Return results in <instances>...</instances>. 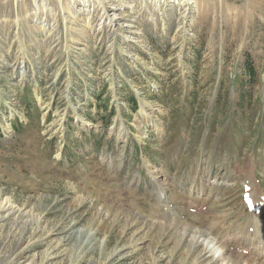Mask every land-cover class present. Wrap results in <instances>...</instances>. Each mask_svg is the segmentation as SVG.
<instances>
[{
  "label": "rangeland",
  "instance_id": "1",
  "mask_svg": "<svg viewBox=\"0 0 264 264\" xmlns=\"http://www.w3.org/2000/svg\"><path fill=\"white\" fill-rule=\"evenodd\" d=\"M165 219L264 264V0H0V264H182Z\"/></svg>",
  "mask_w": 264,
  "mask_h": 264
},
{
  "label": "bare ground",
  "instance_id": "2",
  "mask_svg": "<svg viewBox=\"0 0 264 264\" xmlns=\"http://www.w3.org/2000/svg\"><path fill=\"white\" fill-rule=\"evenodd\" d=\"M85 1H87V0H85ZM146 106H147L146 103H142L141 109H144V111H142L144 117H147L148 115H151L150 112L145 111L146 110L145 109ZM156 129L158 131H160L161 127H157ZM152 172H154V171H152ZM155 173H152L151 176L154 177L155 181L159 184L160 188H163L164 185L159 183L158 179L155 177L156 176ZM198 188H200V187H198ZM163 202H166V200L163 201ZM259 214L260 213H258L257 215H253V217H254V219L259 220V223H261V220L258 219V217H257V216H259ZM168 222H169L168 219H165L163 222L158 224V227H156L155 222H153V221H148L147 222L146 221V223H147V225L145 226L146 227V233L149 232V231H156L155 235L159 234V236H162V237L163 236L164 237L165 236L172 237L173 238V239H171V243L172 244L170 245L171 249L173 251L181 250V252L184 254L182 264H187V263H193V264H218L216 262V258H214V255L212 254L213 250L214 251L218 250V252L220 250V252L222 253L223 258L226 259L225 260L226 261L225 264H252L251 260L243 259L242 255L236 253L235 251H229V250L224 249V248H222V249L220 248L219 249L217 246L210 247L209 244L212 245L213 241L210 239V237L207 234V231L203 227H201V226L195 227L194 225L190 224L189 221L188 222L186 221L187 222L186 223L185 221L181 222V220H180L179 225L177 223L175 225H172L173 223H171V222L168 223ZM213 224H211V225L213 226ZM172 227H174V230H173ZM171 228H172V230H171ZM248 232H250V231H248ZM260 232H261V230L259 229V227H255L254 228V233H253L254 239L257 238L256 236H258V234H260ZM243 241L245 243H247L244 239H243ZM248 243L250 245L251 244H254V245L257 244L256 242L254 243V240L253 241L249 240ZM227 244H229V243H227ZM262 247L264 248V245H262ZM49 260L50 259H46L45 261L39 260L40 261L39 264H48ZM34 263H36V261L34 259L31 262H29V264H34ZM219 264H221V263H219Z\"/></svg>",
  "mask_w": 264,
  "mask_h": 264
}]
</instances>
